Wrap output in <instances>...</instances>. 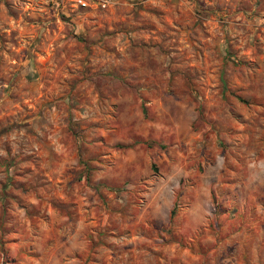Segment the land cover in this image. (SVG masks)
<instances>
[{"label":"rangeland","instance_id":"obj_1","mask_svg":"<svg viewBox=\"0 0 264 264\" xmlns=\"http://www.w3.org/2000/svg\"><path fill=\"white\" fill-rule=\"evenodd\" d=\"M0 264H264V0H0Z\"/></svg>","mask_w":264,"mask_h":264},{"label":"trees","instance_id":"obj_2","mask_svg":"<svg viewBox=\"0 0 264 264\" xmlns=\"http://www.w3.org/2000/svg\"><path fill=\"white\" fill-rule=\"evenodd\" d=\"M170 214H173V211L172 210L170 211Z\"/></svg>","mask_w":264,"mask_h":264}]
</instances>
